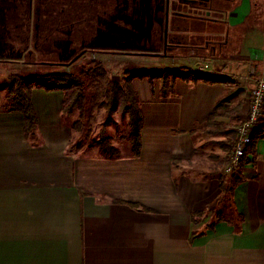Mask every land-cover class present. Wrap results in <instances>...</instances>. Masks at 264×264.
Segmentation results:
<instances>
[{
    "label": "crops",
    "instance_id": "0c3cea01",
    "mask_svg": "<svg viewBox=\"0 0 264 264\" xmlns=\"http://www.w3.org/2000/svg\"><path fill=\"white\" fill-rule=\"evenodd\" d=\"M162 1L158 19L194 16L207 23L190 32L207 39L203 47L228 48L229 65H201L208 59L200 54L214 53L197 45L190 47L193 58L176 57V68L228 78L245 77L256 64L264 77V0H218L220 8L208 14L185 9L197 0H170L169 11V0ZM16 2L23 12L13 26L25 28L24 35L8 39L0 64L46 65L33 47L36 7L26 12L28 1ZM170 79L169 86L162 78L133 81L144 114L139 156L72 152L60 90H32L33 134H26L23 113L0 110V264H264V124L249 152L253 163L229 174V148L217 123L231 119V83ZM218 103L220 115L210 124ZM242 107L233 116L240 117ZM235 178L233 200L243 220L208 228L215 211L229 215L230 203L219 200L221 184ZM201 212L194 222L192 215Z\"/></svg>",
    "mask_w": 264,
    "mask_h": 264
},
{
    "label": "rangeland",
    "instance_id": "374dc122",
    "mask_svg": "<svg viewBox=\"0 0 264 264\" xmlns=\"http://www.w3.org/2000/svg\"><path fill=\"white\" fill-rule=\"evenodd\" d=\"M27 1L28 4L24 7L26 12L33 11L35 7L37 10L36 26L38 29L33 42L35 58L44 64L59 65L23 67V65L0 64V110L12 107L14 89H16V85L10 82V78L13 76L18 75L29 78L57 74L74 75L78 81L82 82L84 110L82 111L80 105L75 103L78 97L74 88L71 89L68 92L69 103L66 105V108L72 109V111L71 113H64V120L73 129L72 152L81 151L86 155L103 154L99 144L105 138L106 142H108L107 144L120 150V155L128 151L133 154L132 148L131 150L129 148L132 145L133 128L131 113L126 107L131 104L135 95L130 92L128 99L124 98L127 101L123 98H118L114 105L110 104V100H107L109 99L108 97H103L102 101L105 103V106L100 108L95 107L92 103V98L99 91L102 94L103 91L106 94L112 92L113 83L119 84L124 88L132 84L138 98L136 105L141 106L139 93L133 81L142 82L145 80L151 83L153 79L160 76L162 79L168 80L167 86H169L172 71H174L172 67L176 68L174 65L178 64L176 57L193 58L197 55L189 53L191 51L190 47L199 45L200 47L197 48L199 52L208 53L210 51L214 53L208 55L200 54L208 59V61L201 64L204 66L209 65L208 69L214 70V65H229L226 62L229 55L225 53L228 48H224L219 44H213L208 49L202 46L207 40L206 38L190 33L196 29L199 30L197 27H204L207 24L199 20L197 21L194 16H190L185 20L175 17L173 21L172 19L168 21L166 17V21L168 22H165V25L167 24L168 26L166 29L168 40L174 43L171 38L176 37L174 41L180 44L176 50H169L167 56L163 55L165 54L163 53L164 39L158 41L161 48L157 53L160 56H133L125 53L99 50L101 48H130L138 44L140 37L145 33V28L147 27L150 30V25L159 18L155 15L164 8L162 0H134V2L133 0H73L72 3H70L72 0ZM220 5L222 4H219L218 0H211L206 3L197 2L196 5L186 6L185 9L190 12L202 11V13L208 14L211 9L220 8ZM171 8L173 7L171 6ZM181 8V5L174 6L175 10ZM133 9L136 15L130 12ZM102 10H104L105 15L101 14ZM262 11L264 15V4ZM17 12L22 13L23 10H21L16 0H0V19L2 21L0 27L1 54L8 48L6 46H8L9 38H13L14 34L24 35L25 28L14 29V26H18L20 24L19 21H21V16H18ZM8 19L17 20L7 21ZM72 23L74 27L71 28ZM177 27H179V32L174 31ZM171 30L174 32H171ZM180 30L182 32L189 31V33L183 34ZM215 41L220 42L222 40L215 39ZM153 43L156 42L153 40ZM85 48L90 50H87V53L73 65H66L70 60L75 59L80 54V51ZM171 56L174 58H167ZM183 63L185 62L181 64ZM169 67L170 69H168ZM216 67L218 68L219 66ZM176 70L183 72L186 68H176ZM190 70L188 69L186 72L190 74ZM246 77L238 74L228 77V81L231 83L230 92L232 93L231 98L228 100L231 99L234 102L231 107L229 106V112L233 113H231L232 116L228 123H218V125H221L219 129L225 132L226 137L224 141L229 148L228 156L231 155L232 145L235 141V130L240 124V117L233 116V114L241 108L243 101L251 89V83L246 80ZM29 85L23 86V91L28 96L34 88L37 89L35 83ZM137 86L140 87L138 83ZM102 87L103 91L101 90ZM219 115L220 112H218L215 119H218Z\"/></svg>",
    "mask_w": 264,
    "mask_h": 264
},
{
    "label": "trees",
    "instance_id": "16d2710c",
    "mask_svg": "<svg viewBox=\"0 0 264 264\" xmlns=\"http://www.w3.org/2000/svg\"><path fill=\"white\" fill-rule=\"evenodd\" d=\"M173 78L175 79L177 76L180 77H193L196 81H204V82H210V83H220V82H226L228 81V78L222 77L217 75L215 72L210 73H204L201 75H196L194 73H190L188 75H184L182 73L172 71ZM158 78H161L160 76ZM10 82L16 85V89H14V98L12 99V107L10 108L12 111L15 112H21L24 114L26 119V134L30 135L33 134L36 131L37 128V116L32 104V101L30 99V96L26 95V93L23 91V86L26 84H36L37 88H43L47 91H53V90H60L64 91L65 93V102H64V113H71L72 109H67L66 105L69 103L68 99V92L71 91V89L74 88L75 93L77 95V99L75 103H78L80 105V109L84 110V97H83V86L82 82L78 81L77 78L72 74H57V75H47L46 77H21V76H13L10 78ZM27 82V83H25ZM29 85V86H30ZM113 91L109 94H106L105 91H103V87L101 88L102 92L99 91V93L92 98V103L95 105V107H103L105 106L104 102L102 101V98L108 97L110 100V104L114 105L116 104L118 98H125L128 99V94L131 92L135 95V98L131 101V104L127 105V109L131 113V124H132V152L133 155L139 156L140 150H141V129L144 124V114L142 111L141 106L136 105L138 102V98L135 94V90L132 86V84H129L128 87H122L119 84L113 83ZM104 95V96H103ZM124 99V100H125ZM127 101V100H125ZM135 104V105H133ZM136 106V107H135ZM222 106L221 103H218L216 107V111L210 116L208 123L212 124L214 122L215 117L218 115V110ZM218 124V123H217ZM220 126V125H218ZM82 127V126H81ZM257 135V134H256ZM255 140V139H254ZM105 138H103L100 141V150L103 153L104 156L107 158H116L120 156V150L116 147L107 144ZM255 143L250 146L249 152H253L255 148ZM232 177H235L233 175ZM238 180L235 178L234 183H225L222 182L221 184V194H220V202L225 203L228 202L229 204V215H224L222 211H215L212 215V219L210 220V223L208 224V228H214L217 221L221 220H228L229 222H233V220H236L238 222H241L243 220V216L238 213V211L235 208L234 200H233V194L235 190V186L237 184ZM206 214V212L201 213H194L192 215V218L194 222H197L199 220V217H203ZM230 219H229V218ZM233 219V220H232Z\"/></svg>",
    "mask_w": 264,
    "mask_h": 264
},
{
    "label": "built area",
    "instance_id": "2783aa9c",
    "mask_svg": "<svg viewBox=\"0 0 264 264\" xmlns=\"http://www.w3.org/2000/svg\"><path fill=\"white\" fill-rule=\"evenodd\" d=\"M246 80L251 83V89L243 101L240 124L235 130V141L226 170L229 174L239 173L253 163L249 148L258 127L264 124V77L260 75L256 64L249 67Z\"/></svg>",
    "mask_w": 264,
    "mask_h": 264
},
{
    "label": "flooded vegetation",
    "instance_id": "af4514ba",
    "mask_svg": "<svg viewBox=\"0 0 264 264\" xmlns=\"http://www.w3.org/2000/svg\"><path fill=\"white\" fill-rule=\"evenodd\" d=\"M123 1H127V0H123ZM133 2H134V0H133ZM123 4H124V2H123ZM130 12L132 14L136 15L134 9H133V11H130ZM101 13L105 15L104 10H102ZM129 15H130V13H129ZM165 22H167V21H162V20L157 18L154 21V23H152L150 25V30H148L147 27L145 28L146 30H145L144 35H142L140 37L138 44H136L133 47H130V48L124 47L122 49H110V48H105V49L103 48L102 49L101 48L99 50L111 51L114 53H125V54H129V55H133V56H146V55L160 56L157 53V51L159 52V49L161 48L160 43L158 41L160 39H164L163 53H165V54H163V55L167 56L169 50H176V48H178L180 46V44L179 43L177 44V41H174L176 39V37L171 38V39H173L172 42H174V43H171V40H168V35H167V30H166L167 24L165 25ZM153 40L156 43L152 44ZM87 50H90V49H86V48L82 49L80 51V54L78 55L80 57L74 63H76L82 56H84L87 53ZM73 60H70L69 63H67L66 65H69ZM73 64H70V65H73ZM46 65H59V64H48L47 63Z\"/></svg>",
    "mask_w": 264,
    "mask_h": 264
},
{
    "label": "water",
    "instance_id": "95a60500",
    "mask_svg": "<svg viewBox=\"0 0 264 264\" xmlns=\"http://www.w3.org/2000/svg\"><path fill=\"white\" fill-rule=\"evenodd\" d=\"M197 1H200V2H209L210 0H197ZM170 10V0L168 1V6H167V11ZM168 14V12H167ZM168 22V21H167ZM167 26V25H166ZM168 27V26H167ZM80 56H78L76 59H74L70 64H73ZM69 64V65H70Z\"/></svg>",
    "mask_w": 264,
    "mask_h": 264
}]
</instances>
